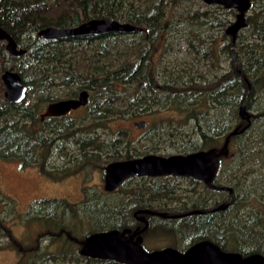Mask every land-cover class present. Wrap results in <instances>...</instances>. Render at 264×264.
I'll return each instance as SVG.
<instances>
[{
    "label": "trees",
    "instance_id": "trees-1",
    "mask_svg": "<svg viewBox=\"0 0 264 264\" xmlns=\"http://www.w3.org/2000/svg\"><path fill=\"white\" fill-rule=\"evenodd\" d=\"M180 1L0 0V25L27 50L23 56H14L0 41V159L16 161L22 168L37 167L46 178L60 182L97 168L107 157L120 160L133 158L132 151H139L136 156L159 152L165 141L176 137L155 123L146 132L150 146L137 150L131 148L133 140L127 132L110 140L97 134L110 118L127 114L137 117L141 112L170 105L185 116L186 124L192 123L202 140L200 147L180 152L187 154L220 148L232 130L248 125L239 114L240 107L246 104L251 113V124L232 137L229 155L220 159L214 181L232 187L233 194L212 189L195 178L189 179L190 188H184L176 176H168L151 184L144 178H138L144 181L140 183L130 179L125 192L122 185L114 192H94L79 203L63 198L42 199L33 203L27 214L14 215L25 220L29 228L35 223L41 225L36 245L29 248L13 234L6 216L0 214L1 237L10 239V247L18 249L19 264H42L49 259L62 260L63 264H125L86 256L81 250L93 233L124 229L130 221L128 213L130 216L139 208L174 214L206 210L182 219L157 217L149 233L151 237L165 236L169 241L165 246L184 251L195 242L211 240L224 251L264 255V0H252L254 11L247 15V26L235 41L230 36V42L222 46V52L231 60L227 71L212 80L199 69L196 75L189 69L170 71L173 76L159 80L151 64L161 35L170 28V7ZM258 2L260 10L256 11ZM209 11L198 9L192 17L200 23L203 19L206 25L219 21L220 26H226L227 18L217 19ZM229 11L234 16L238 13L235 7ZM92 18L131 22L146 31L65 39H43L38 35L47 26H75ZM248 31L250 35L245 34ZM188 51L196 56L195 60L209 52L201 51L200 45L192 41ZM204 58L209 65L214 64V56ZM5 69L18 71L29 86L25 101L10 103L4 99L1 72ZM142 81L145 84L139 87ZM55 86L66 87L67 94L57 96ZM82 89L91 93L87 107L76 111H85L83 117L61 116L57 125L42 122L43 103L77 96ZM31 94L37 98L32 99ZM120 191V198L110 196ZM0 198L6 200L10 214L16 213L15 199L1 191ZM226 201H230L227 210L211 211ZM45 239L48 242L43 247ZM53 245L56 251L49 252L47 248ZM38 253L41 258L37 261L34 256Z\"/></svg>",
    "mask_w": 264,
    "mask_h": 264
},
{
    "label": "rangeland",
    "instance_id": "rangeland-1",
    "mask_svg": "<svg viewBox=\"0 0 264 264\" xmlns=\"http://www.w3.org/2000/svg\"><path fill=\"white\" fill-rule=\"evenodd\" d=\"M260 5L259 2L256 3V11L260 10ZM198 9L201 11L210 10L209 14L217 19L227 18L226 26H220L219 21L214 25H212V23L207 25L204 24L203 19L201 21L202 23L196 22L192 17V13ZM253 11L254 10L251 9L248 14H252ZM167 16L170 21V28L161 35L157 43V54L155 60L152 62L153 70H155L159 80L166 79V76H173L170 74V71L187 69L193 72V75H196L195 71L199 69L205 73L207 78L212 80L218 74L230 68L231 60L227 53L222 52V46L230 42V36L226 34V28L236 20V15L234 16L229 9L224 7L222 9L214 8L213 5L207 4L204 0H181L180 4L170 7ZM245 34L250 35L251 31ZM191 41L198 44V46L200 45L201 51L204 49L209 51L207 55L198 57V59L195 60L196 56L190 54L188 51ZM213 56L215 57V65H209V61L205 60L206 58L204 57L211 58ZM205 64H208V67H206ZM1 73H3V71ZM188 78L189 77L186 76L184 79L187 80ZM4 92L5 90L3 91V97L6 99ZM54 92L57 96L63 97V95L67 94L68 90L66 87L62 88L55 86ZM31 95L32 99L35 97L37 98V96ZM85 113V111L74 112L70 116L81 118ZM211 113L214 114L215 111L213 110ZM142 119L148 121L149 126L146 129H140L135 126V122ZM184 119L185 116L173 110L170 105L165 108L155 107L151 111L139 113L137 117L127 114L121 118H110L105 126L103 125L97 129V134L110 140L111 137L118 133L127 132L133 140L131 148L145 150V148L151 144V142L146 139L148 136L146 132L149 131L152 124L156 123L158 127L164 128L168 133L174 132L176 137H174L172 141H165L162 145V148H164L163 150L159 152L152 151L151 153L164 155L180 154L181 150H192L196 148V146L200 147L202 144L197 129L191 127L192 123L186 124ZM151 132L154 134V131ZM121 144L122 143H119V145ZM132 152L134 157H137L136 154H139V151L138 153L135 151ZM113 160L114 158L107 157L105 160H100L97 168L88 169L78 176L56 182L41 175L37 167L22 168L16 161H5L0 159V191L15 199L17 204L16 213L10 214V209L6 204V200L0 198V214L6 216L8 225L11 226L13 234L24 241L23 245L28 246V248L32 245H36V239L41 235V232H38L37 229L41 226L40 223L38 225L35 223L34 226L32 225V228H29L25 225V220L23 222L18 215H14L22 213L27 214L30 206L42 199L63 198L72 203H79L83 202L87 196L94 192H105V167ZM178 181L184 188L191 187L188 178L180 177ZM147 183L150 184L152 182ZM130 185L131 184H126L123 192H125ZM110 196L120 198L122 194L120 191ZM218 197L219 195L216 196V198ZM13 211H15V207ZM12 218L13 220L11 221ZM9 242L10 239L1 237L0 230V264H19L20 255L17 251L18 249L14 250L11 248ZM42 242L44 243L43 247H45L48 241L45 239ZM168 243L169 241L165 236L155 235L151 237V239H148L146 249L151 251L163 248L165 244ZM56 247V245H53L47 248V250L49 252H54L56 251ZM40 254L41 253H38L34 256L37 261L41 258ZM63 263L64 262L59 259L54 262L49 259L43 264Z\"/></svg>",
    "mask_w": 264,
    "mask_h": 264
},
{
    "label": "water",
    "instance_id": "water-1",
    "mask_svg": "<svg viewBox=\"0 0 264 264\" xmlns=\"http://www.w3.org/2000/svg\"><path fill=\"white\" fill-rule=\"evenodd\" d=\"M207 4L221 5L226 9L235 7L238 10L236 20L226 28V33L235 41L238 33L247 26V15L252 8V0H204ZM146 31L131 22H121L112 18H92L79 25L59 27L47 26L39 30L38 35L43 39H65L76 36L106 35L113 32L136 33ZM0 41H6V49L14 56H23L27 50L21 48L14 36L0 25ZM5 85L4 96L10 103H21L26 100L29 86L18 71L5 69L1 75ZM89 92L84 90L77 98L61 99L48 106L49 115H66L73 109L87 105ZM239 114L248 121V125L232 130L225 138L220 148L200 149L187 154H172L163 156L148 154L126 160H118L106 166L105 189L112 192L119 188L126 179L133 176H168L192 177L204 181L210 188L220 191L234 189L230 186L214 184L220 159L230 152L233 136L244 132L251 124V113L246 104L239 109ZM137 128L147 127L146 120L135 122ZM230 206V201L222 202L214 211H224ZM141 212L156 213L150 210ZM206 210L197 209L181 216L203 214ZM160 215H164L161 214ZM148 224V222L146 221ZM145 228L142 230L144 231ZM129 228L124 230L111 229L91 234L81 253L95 258L116 260L125 264H264V255L253 253L247 256L239 252L224 251L219 245L210 240H202L191 246L186 252L173 247L148 251L143 246V236L134 240L135 232L127 238ZM140 231V232H142Z\"/></svg>",
    "mask_w": 264,
    "mask_h": 264
},
{
    "label": "flooded vegetation",
    "instance_id": "flooded-vegetation-1",
    "mask_svg": "<svg viewBox=\"0 0 264 264\" xmlns=\"http://www.w3.org/2000/svg\"><path fill=\"white\" fill-rule=\"evenodd\" d=\"M233 23V22H232ZM5 42V44H6V41H4ZM155 57H156V55H155ZM151 68L153 69V67H152V64H151ZM155 71V70H154ZM156 73V72H155ZM145 84V82L144 81H142V82H140L139 83V87H142L143 85ZM84 90H87L88 92H89V101H90V97H91V93H90V91L88 90V89H82L79 93H78V95L77 96H73V97H67V98H64V99H68V98H77V97H79V95H80V93L82 92V91H84ZM44 92H46V88H45V91ZM43 92V95L45 96V93ZM59 100H61V99H59ZM59 100H57V101H59ZM53 102H56V101H52V102H48V103H43V105H42V107H41V112H40V118H41V120H42V122L45 124L46 122H52V124L53 125H57L56 123H57V121H58V118L59 117H61V116H70L72 113H74V112H76V111H79L80 109L82 110V109H85L84 107H87V105L90 103V102H88V104L87 105H85V106H81V107H79L78 109H73V110H71L68 114H66V115H61V116H57V115H49V114H47V112H48V106L51 104V103H53ZM142 120H145V119H142ZM139 121V120H138ZM147 121V120H146ZM137 122V121H136ZM149 125H148V121H147V127H148ZM146 127V128H147ZM146 128H143V129H146ZM148 154H157V153H146V154H143V155H140V156H137V157H143V156H145V155H148ZM177 154H179V153H177ZM180 154H186V153H180ZM158 155H163V156H169V155H164V154H158ZM170 155H172V154H170ZM137 157H133V158H137ZM129 159H132V158H129ZM121 160V159H120ZM122 160H126V159H122ZM114 161H118V160H114ZM111 162H113V161H111ZM111 162H109V163H111ZM108 163V164H109ZM107 164V165H108ZM106 165V166H107ZM105 171H106V167H105ZM42 175V174H41ZM106 175V174H105ZM44 176V175H43ZM168 176H176V175H168ZM168 176H157V177H153V176H133V177H130V178H128V179H126L125 181H124V183L122 184V185H126V184H128V181L130 180V179H132L131 180V182H133V183H140V182H144L143 180H141V179H138V178H144V179H146V181L147 182H152V183H154V181H156L157 179H159L160 177L162 178V177H168ZM217 176V175H216ZM177 177V180H178V178H180L181 176H176ZM71 178V177H70ZM184 178H188V179H191L192 177H184ZM215 179H216V177H215ZM215 181V180H214ZM148 184V183H147ZM151 184V183H150ZM121 185V186H122ZM120 186V187H121ZM181 186V185H180ZM118 189V188H117ZM116 189V190H117ZM116 190H114V191H116ZM107 191V190H106ZM114 191H112V192H114ZM220 191V190H219ZM225 192H229V191H227V190H224ZM213 203H214V201H212ZM218 201H216L215 203H217ZM220 203H222V202H219L216 206H214L213 207V210H211V211H214V209L220 204ZM141 210H150V211H154V212H156V213H154V214H152V213H147V212H141ZM197 210V209H196ZM203 210H205V209H203ZM191 211H193V210H191ZM124 212L125 213H127V209L125 208L124 209ZM190 212V211H189ZM143 213V214H142ZM160 213L161 214H164V215H160ZM186 213H188V212H186ZM186 213H184V212H181V213H168V212H165V211H160V210H156V209H151V208H139V209H136L135 211H133V212H131V215L129 216V213H128V218L130 219V221H128V226H126L124 229H126V228H129L131 231L130 232H128L127 234H126V237L127 238H129V237H131L135 232H138V234L137 235H134V240H136L139 236H143V246L145 247V249H146V243L148 242V239H151V235L150 234H152V233H149V232H151V230L153 229V226H154V223H155V221H157V217L158 218H163V219H182V218H185V217H187V216H189V215H187V216H181V215H184V214H186ZM204 214V213H203ZM193 215V214H192ZM146 221L148 222V224L146 223ZM157 224V223H156ZM163 224L165 225V223L163 222ZM145 228V230L144 231H142L143 229ZM124 229H122V230H124ZM140 231H142V232H140ZM149 233V234H148ZM150 235V236H149ZM202 241V240H201ZM211 241V240H210ZM200 242V241H199ZM197 242H195L194 244H196ZM194 244H192V245H190L188 248H186V250H184V251H182V250H180V249H178L179 251H181V252H186L191 246H193ZM42 246H44V243H42ZM166 247H171V246H168V245H166V246H164L163 248H166ZM174 248V247H173ZM159 249H162V248H159ZM147 250V249H146ZM154 250H156V249H154ZM151 251H153V250H151ZM43 264V263H42Z\"/></svg>",
    "mask_w": 264,
    "mask_h": 264
},
{
    "label": "bare ground",
    "instance_id": "bare-ground-1",
    "mask_svg": "<svg viewBox=\"0 0 264 264\" xmlns=\"http://www.w3.org/2000/svg\"><path fill=\"white\" fill-rule=\"evenodd\" d=\"M207 213V212H206ZM143 214V213H142ZM153 214V213H152ZM190 217V216H189Z\"/></svg>",
    "mask_w": 264,
    "mask_h": 264
}]
</instances>
